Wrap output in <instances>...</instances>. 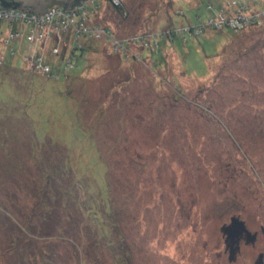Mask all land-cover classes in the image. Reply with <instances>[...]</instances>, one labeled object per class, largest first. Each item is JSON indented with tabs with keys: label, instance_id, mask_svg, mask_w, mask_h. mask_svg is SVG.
<instances>
[{
	"label": "rangeland",
	"instance_id": "374dc122",
	"mask_svg": "<svg viewBox=\"0 0 264 264\" xmlns=\"http://www.w3.org/2000/svg\"><path fill=\"white\" fill-rule=\"evenodd\" d=\"M118 1L50 3L47 10L69 11L61 33L47 38L42 25L23 62L0 66L4 92L27 113L23 122L8 119L5 127L19 137L7 139L5 154L31 165L25 120L39 133L57 128L67 146L69 127L83 123L113 166L118 203L127 205L119 232L130 264H255L260 253L264 264V24L236 33L208 26L238 10L264 19V0H212V11L211 0H121L126 15ZM88 25H98L99 35L87 34ZM11 29L2 27L0 42ZM75 143L68 153L77 167L86 150L83 138ZM22 174L11 183L20 205L29 198ZM232 215L256 238L247 243L243 235L229 261L220 227ZM73 240L58 248L62 264H111L85 234Z\"/></svg>",
	"mask_w": 264,
	"mask_h": 264
},
{
	"label": "trees",
	"instance_id": "16d2710c",
	"mask_svg": "<svg viewBox=\"0 0 264 264\" xmlns=\"http://www.w3.org/2000/svg\"><path fill=\"white\" fill-rule=\"evenodd\" d=\"M0 4L4 7H18L14 1L0 0ZM216 4L211 0V3L208 1L205 6L207 10L212 11ZM116 8L120 11L122 9L126 15V7L121 0L116 4ZM64 10L68 9L64 8ZM212 17L214 16L209 15L206 19ZM262 22L264 24V19ZM0 23V37L3 35V26L14 28L18 25L16 21L10 24L6 21ZM97 26L88 25V29H96ZM247 27L253 25L242 29ZM219 29L233 33L242 30H234L229 26ZM8 45L13 46L11 48L13 53L8 50ZM23 51L25 48L17 39L11 40L9 44L0 42V53L4 55L0 66L12 64L9 59L13 57L22 60ZM28 72L40 73L36 70ZM4 86V81H0V134L5 135L0 137V141H3L0 142L3 149L1 152L4 154L0 155V258L8 264H59L60 262L62 264L63 260L58 250L65 249L67 243L74 241L73 238L85 234L87 239H91L90 244L107 251L112 259L111 264H130L129 246L119 232L121 218L124 214H128L127 205H123L124 201L118 203L120 196L113 183L114 169L109 159L101 155L95 134H91V129L87 128L86 131L85 126L80 122L76 129L69 127L68 139L72 141L71 149L76 144L75 140L80 141L83 138L85 142V156L77 160L80 164L75 167L73 153L71 155L68 153L70 146L64 142L58 143L56 140L54 131L57 128L52 127L53 131H50L48 125H45L41 127L39 133L33 121L25 120L32 129V133H28L29 137L24 135L29 147L28 157L31 165L28 168L19 167L20 163L10 160L5 154L8 151L6 145L9 144L7 139L10 136L18 139L19 133L14 129L10 131L5 125L12 117L23 122L27 113L24 109L16 108L14 96L4 92L8 91L4 90ZM49 125L51 126L52 123L49 122ZM58 144L61 145L60 149H56ZM20 174L27 179L26 195L29 197L27 204L22 205L17 202V194L11 187V183L19 182ZM131 192L125 200H128ZM4 197H7V201L3 199ZM96 248L94 251H97ZM79 263L86 264L82 258Z\"/></svg>",
	"mask_w": 264,
	"mask_h": 264
},
{
	"label": "built area",
	"instance_id": "2783aa9c",
	"mask_svg": "<svg viewBox=\"0 0 264 264\" xmlns=\"http://www.w3.org/2000/svg\"><path fill=\"white\" fill-rule=\"evenodd\" d=\"M67 12H69V11L64 10V9H62V11H61L60 9L52 8L50 10H45L43 13L38 12L39 13L38 14L36 12L34 13V12H32L28 9H25V8H19V7L10 8V7H4L3 5L0 4V20L6 21L9 24L12 21L20 22V23H18V25L16 27L11 29L10 37L8 39L5 37L3 40L4 42H2V43L8 44V42L10 43L11 40L17 39L18 42L21 44V46L27 47L28 44L31 43V41H29V40L34 39V37L37 34L41 33L42 25H44L48 29L49 35L46 36L47 38H49L51 36L52 32L53 33H61V30L59 28L62 25H64V18L66 16L65 13H67ZM68 16H70V15H68ZM212 18H210L209 20H211ZM55 19H60V20L58 22H53V20H55ZM261 20H262V18L260 19V15H257V14L245 15V14H241L240 10H238L233 16H230L229 20L223 19V20H220L219 22H214V23H211L209 25L211 27H212V25H215L217 28L229 26L234 30H240L245 26L253 25L255 23H260ZM23 24L25 25V27H22ZM32 24H34V25H32ZM23 31L25 32V34ZM86 31H87L86 33L89 35H91L93 32H95L96 34L99 33L96 31V29H88V27H87ZM75 33H76V37H77L80 32H75ZM68 38H69V36H68ZM7 47H8V50H11V48H13V46H9V45ZM53 51L57 52L58 48L54 47ZM11 52L13 53L12 50H11ZM21 55L23 58H25V51L21 52ZM35 55L39 56L37 54H35ZM3 60H4V55L0 53V63H2ZM41 63L46 64V63H43L42 60H41ZM39 65H40V63H39ZM72 66H73V68L75 67V65H72ZM35 67L40 69L39 67H37V65ZM73 68L71 67V69H73ZM44 69L48 70V71L50 70V68L48 67V64L44 65Z\"/></svg>",
	"mask_w": 264,
	"mask_h": 264
},
{
	"label": "water",
	"instance_id": "95a60500",
	"mask_svg": "<svg viewBox=\"0 0 264 264\" xmlns=\"http://www.w3.org/2000/svg\"><path fill=\"white\" fill-rule=\"evenodd\" d=\"M2 2H16L19 8H26L27 5L30 4L31 1L28 0H1ZM57 0H52L48 3V5H45L43 8L33 10L42 12L47 9H49L50 3L56 2ZM79 1V0H65L66 7H69L72 3ZM30 9V8H29ZM220 230L222 232V235L224 236V243L226 247L229 248V261H233L236 258V254L240 248L239 241L240 238L245 235L246 242L253 243L256 238V232H251L244 224V221L241 220L238 216L232 215L230 217V221L227 224H223L220 227ZM264 234V233H263ZM262 254H259L258 260L255 264H260L262 262Z\"/></svg>",
	"mask_w": 264,
	"mask_h": 264
},
{
	"label": "flooded vegetation",
	"instance_id": "af4514ba",
	"mask_svg": "<svg viewBox=\"0 0 264 264\" xmlns=\"http://www.w3.org/2000/svg\"><path fill=\"white\" fill-rule=\"evenodd\" d=\"M28 1H31L30 4L27 5L28 8L37 10L43 8L45 5H48V3L51 2L52 0H28Z\"/></svg>",
	"mask_w": 264,
	"mask_h": 264
},
{
	"label": "bare ground",
	"instance_id": "6f19581e",
	"mask_svg": "<svg viewBox=\"0 0 264 264\" xmlns=\"http://www.w3.org/2000/svg\"><path fill=\"white\" fill-rule=\"evenodd\" d=\"M252 14V13H251ZM243 30V29H242ZM134 218V217H133Z\"/></svg>",
	"mask_w": 264,
	"mask_h": 264
},
{
	"label": "crops",
	"instance_id": "0c3cea01",
	"mask_svg": "<svg viewBox=\"0 0 264 264\" xmlns=\"http://www.w3.org/2000/svg\"><path fill=\"white\" fill-rule=\"evenodd\" d=\"M73 5V4H72Z\"/></svg>",
	"mask_w": 264,
	"mask_h": 264
}]
</instances>
